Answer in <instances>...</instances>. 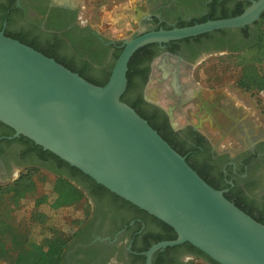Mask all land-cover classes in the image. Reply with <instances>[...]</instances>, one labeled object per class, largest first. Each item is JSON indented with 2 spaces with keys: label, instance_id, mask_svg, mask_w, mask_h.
<instances>
[{
  "label": "flooded vegetation",
  "instance_id": "obj_1",
  "mask_svg": "<svg viewBox=\"0 0 264 264\" xmlns=\"http://www.w3.org/2000/svg\"><path fill=\"white\" fill-rule=\"evenodd\" d=\"M140 1L125 9L134 27L126 38L106 35L115 22L96 27L85 20V0H0V32L36 45L93 83L110 71L125 41L151 31L194 25L212 5L233 8L236 3L256 0ZM253 24L245 27V32L242 28L226 29L138 49L133 54L128 96L155 125L172 134L173 146L197 163L207 182L225 194L232 191L244 202L241 206L257 215L264 214V121L236 95L206 87L196 77L208 58L250 44ZM151 82L157 94H166L162 100L168 103L161 105L148 96ZM24 138L14 137V131L0 123V188L28 169L47 170L52 163L41 158L43 149H36ZM84 194L90 214L73 232L63 252V264H145L144 253L157 238L167 235L166 229L126 201H114L104 193L91 195L87 188ZM155 254L152 264H181L193 258L183 246Z\"/></svg>",
  "mask_w": 264,
  "mask_h": 264
},
{
  "label": "water",
  "instance_id": "obj_2",
  "mask_svg": "<svg viewBox=\"0 0 264 264\" xmlns=\"http://www.w3.org/2000/svg\"><path fill=\"white\" fill-rule=\"evenodd\" d=\"M128 12V11H127ZM264 0L238 16L144 33L125 41L103 87L0 32V123L174 230L217 264H264V225L208 185L132 108L121 101L128 63L148 45L252 25Z\"/></svg>",
  "mask_w": 264,
  "mask_h": 264
},
{
  "label": "trees",
  "instance_id": "obj_3",
  "mask_svg": "<svg viewBox=\"0 0 264 264\" xmlns=\"http://www.w3.org/2000/svg\"><path fill=\"white\" fill-rule=\"evenodd\" d=\"M250 3H236L233 8H217L215 5L208 7V11L205 15H202L194 24L204 23L209 20H219L233 18L240 15ZM193 24L181 25L179 28L190 26ZM254 38L252 42L242 48H233V53L229 54L228 59L230 64L238 69L236 78L234 80L235 86L243 92L250 93L251 95L259 94L260 97H264V13L260 16L259 20L254 24ZM247 28V27H246ZM245 32V28L241 30ZM217 32L223 33L224 30ZM10 38V37H9ZM13 39V38H11ZM16 40V39H14ZM21 44L31 47L37 52H40L44 56L54 59L57 63L61 64L59 60L53 58L51 55L43 53L36 45L30 42H24L23 40H17ZM138 53V52H136ZM136 55V54H134ZM131 57L128 63V70L126 74L127 88L125 93L121 97V101L132 108L142 119H144L148 125L155 130L158 135L171 146L179 155L184 156V153L178 152L173 146V136L168 134L166 129L161 128L152 121L150 117L142 113L139 109V104L136 101L130 99L129 91L132 88V74L133 58ZM119 54L116 55V59ZM62 65V64H61ZM63 66V65H62ZM112 65L110 71L104 75V78L92 81L93 85L103 87L110 76V72L113 68ZM207 70H204L207 74V82L213 84L217 82L215 75L210 74L211 66L206 64ZM205 66V67H206ZM210 67V68H208ZM213 67V66H212ZM66 68V67H65ZM70 70L69 68H67ZM198 70H201L199 67ZM212 74L214 69H211ZM81 78L85 80L81 72L77 73ZM89 82V81H87ZM90 83V82H89ZM211 87V86H209ZM212 88V87H211ZM24 138V137H23ZM31 145H35L32 141L24 138ZM36 149L42 151L39 146H34ZM43 153V155H42ZM41 158L44 161H52L48 165L49 168H44L47 172L53 174L54 182L52 186V195L54 199L51 203L52 209L56 210L63 207L72 206L78 204L83 198H86L84 189H89L91 195H98L104 193L111 197L114 201H121L122 199L116 195L110 193L108 190L98 185L91 178L80 172L78 169L70 166L54 154L45 151L41 152ZM190 158H186L187 164L212 188L220 190V188L213 187L209 182L203 178V174L199 169V166L194 161L190 162ZM40 171V169L31 168L23 172V174L15 180L13 183L0 188V262L7 264H63V252L70 241V236H67L59 231L52 232L51 235L45 238L41 243H37L32 240L30 230L35 224L41 222L44 216L39 212H35L30 216L29 223L25 225L16 224L10 221V213L19 206V203L32 196L35 193V181L33 179L34 172ZM225 198L235 204L240 210L252 217L258 223L264 225V214L258 213L254 215L251 208H244L241 206L244 202L230 191L224 194ZM47 197L43 196L41 199L35 201V208H38L41 204L47 201ZM87 199V198H86ZM88 200V199H87ZM124 201V200H122ZM88 203V201H87ZM128 203V202H125ZM89 206V205H88ZM152 217V216H150ZM154 221L160 223L167 232V235L156 239V243L160 241H172L177 238L176 233L172 228L152 217ZM186 248L189 253H192V259L186 263L181 264H217L211 260L208 256L194 248L191 244L185 243L181 246L167 248L169 250L177 249L180 247ZM160 255V254H155Z\"/></svg>",
  "mask_w": 264,
  "mask_h": 264
},
{
  "label": "rangeland",
  "instance_id": "obj_4",
  "mask_svg": "<svg viewBox=\"0 0 264 264\" xmlns=\"http://www.w3.org/2000/svg\"><path fill=\"white\" fill-rule=\"evenodd\" d=\"M86 2V12L84 14V19L88 20L94 26H99L101 23L105 27H108L106 22L112 21L116 25L112 30H108V35L110 38H126L129 37L133 32L134 27L130 22L128 13L125 9L130 8L134 4L141 3L140 0H85ZM114 23V24H115ZM229 54L225 55H214L208 60L204 61L200 66L201 70L196 71L197 79L206 87L211 86L214 89H220L221 91L229 92L239 97L243 102L249 105L250 108L255 112L256 118H262L264 121V97H260L259 94L251 95L238 89L234 80L237 75L238 69L229 63L231 59H228ZM206 64L214 69L212 74L210 69V74L215 75L217 82L211 84L207 82V74L204 70H207ZM206 66V67H205ZM213 66V67H212ZM210 68V67H208ZM156 80L159 81L160 77L155 76ZM154 84L150 83V87L147 89L148 96L158 101L161 105L168 103H163L165 100L163 95L156 91V88H152ZM167 97V96H166ZM178 124L182 123L179 118L175 119ZM35 181V193L22 200L19 206L15 208L10 213V221L25 225L29 223L30 216L39 212L44 216L41 222H38L30 230V235L33 241L41 243L45 238L49 237L52 232L59 231L67 236H70L75 232L78 227L83 224L90 214V204L86 198H83L78 204L63 207L59 209H52L51 203L54 199L52 195V186L54 182L53 174L47 172L44 169L34 172ZM46 196L48 199L45 203L41 204L38 208H35V201ZM88 201V203H87ZM89 205V206H88ZM0 264H7L0 262Z\"/></svg>",
  "mask_w": 264,
  "mask_h": 264
},
{
  "label": "bare ground",
  "instance_id": "obj_5",
  "mask_svg": "<svg viewBox=\"0 0 264 264\" xmlns=\"http://www.w3.org/2000/svg\"><path fill=\"white\" fill-rule=\"evenodd\" d=\"M59 2H61V3H67L66 1L67 0H58Z\"/></svg>",
  "mask_w": 264,
  "mask_h": 264
}]
</instances>
